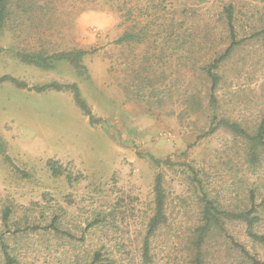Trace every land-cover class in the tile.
<instances>
[{"label": "rangeland", "instance_id": "1", "mask_svg": "<svg viewBox=\"0 0 264 264\" xmlns=\"http://www.w3.org/2000/svg\"><path fill=\"white\" fill-rule=\"evenodd\" d=\"M230 8L239 39L264 30V0H12L0 31L6 50L0 52V77L30 87L75 83L103 121L90 125L71 92L0 84V233L41 227L25 230L20 241L8 239L23 252V263L58 264L70 248L75 263L72 247L84 252L117 242L125 251L118 255L122 264H141L158 174L168 222L153 239L149 264H191L205 192L230 210L250 207L251 191L262 202L264 154L252 167L245 141L223 128L197 141L212 118L210 84L200 68L229 45ZM132 32H141V42L117 43ZM254 41L220 69L221 117L245 125L264 115V39ZM77 49L90 52L81 78L66 62L44 70L17 56ZM194 101L200 109H190ZM151 157H171L175 164L156 166ZM50 161L71 179L65 172L55 176ZM8 206L14 210L5 225ZM97 211L111 213L109 221L90 228ZM54 212L61 219L57 235L44 230ZM262 216L257 230L264 233ZM226 229L209 235L206 264H251L233 240L264 263V245L247 237L244 224L229 222Z\"/></svg>", "mask_w": 264, "mask_h": 264}, {"label": "trees", "instance_id": "2", "mask_svg": "<svg viewBox=\"0 0 264 264\" xmlns=\"http://www.w3.org/2000/svg\"><path fill=\"white\" fill-rule=\"evenodd\" d=\"M203 1V0H198ZM12 0H0V31L4 29L7 20L10 17V5ZM226 17V28L225 33L228 36L229 45L221 52L218 57H215L212 62L200 68V71L205 75V78L210 84V88L207 95L208 108L211 112V121L208 128L203 135L197 138V141L206 138L210 135L215 134L220 129H225L232 133L237 138H240L245 141L246 145V156L252 167H257L261 162V155L264 154V115H258V118L255 121L248 120L247 125L243 124L242 121L232 120L228 117H221L220 109L222 98L219 95L220 87L224 81L223 75L220 73V69L223 64L227 61H230L234 53L237 52L238 48L246 46V43L255 40L254 42H262L264 39V30L254 33L252 36L244 37L239 39L237 34V29L235 26V18L233 10L227 9ZM226 36V37H227ZM141 32L136 33H127L122 36L117 43L123 44L128 42H141ZM6 51L0 47V52ZM89 51L85 50H73L70 52H61L55 53L53 55H44V54H29V53H18V58L22 63L33 65L44 70H50L55 67L57 63L66 62L74 68L78 77H83L86 74V67L83 64V59L89 55ZM11 83L18 89L33 91L36 93H45L47 91H56V92H71L75 100L76 105L82 111V113L89 118V123L92 126L101 124L103 121L99 118H96L89 105L82 97L81 90L79 86L75 83L72 84H61V83H50L42 86L30 87L26 82L20 81L16 78L10 76L0 77V84ZM225 98V95H224ZM190 109H195L199 107L200 103L197 101L190 103ZM156 166H174V162L171 157H168L166 160L157 159L151 157ZM48 166L50 167L51 172L55 176H61L65 172L68 177L71 179V174L68 170L62 171L61 166L56 161H50ZM76 182H79V179H72ZM71 180V181H72ZM202 186V184L200 183ZM202 190H205V187L202 186ZM251 206L244 209H228L224 207L218 200L210 198L206 192L202 198V225L197 227L195 230V249L193 254V259L191 264H206L205 261V251L204 246L207 242L209 235L214 230L219 232L227 233V224L229 222H239L246 226V235L252 242L263 244L264 245V233H261L257 230L258 225L262 222L264 212V199L260 204L256 202V197L254 191H251ZM166 200L167 194L164 189L163 177L161 174H158L156 177L155 184V213L151 218L148 227L146 229V234L142 242V261L141 264H149L152 261L151 251H152V242L160 229L167 224L168 218L166 213ZM13 207L8 206L4 209L3 221L5 225H8L11 216L13 214ZM55 214L52 221L44 228V230H51L53 235L61 233L59 229V222L61 221L58 212ZM109 216L111 213H103L97 211L92 223H90V228H95L99 226L102 228L109 221ZM6 230L0 233V264H25L22 261L23 252L19 250L18 245L15 242L14 246H11L8 242V239H13L20 241L21 237H27L28 231L25 230H40L41 227H32L30 229L24 230H15L12 231L10 227H5ZM68 234L70 233L65 232ZM235 249L239 250L241 253H244L250 260L251 264H264L257 258L252 257L250 253L247 252L246 247L238 244L233 240L232 243ZM34 248L38 247V244H32ZM74 256L76 258L75 263L69 262L71 248L69 252H64L60 255L59 260L57 259L56 263L58 264H122L118 259V255L122 256L125 254L123 245L115 243H101L88 250L82 252L81 248L78 246L72 247ZM58 255V250L56 251Z\"/></svg>", "mask_w": 264, "mask_h": 264}]
</instances>
